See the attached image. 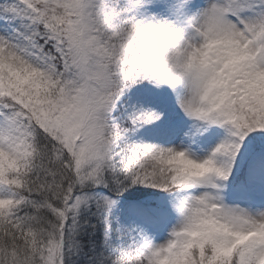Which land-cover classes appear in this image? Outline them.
I'll list each match as a JSON object with an SVG mask.
<instances>
[{
  "label": "snow or ice",
  "instance_id": "snow-or-ice-1",
  "mask_svg": "<svg viewBox=\"0 0 264 264\" xmlns=\"http://www.w3.org/2000/svg\"><path fill=\"white\" fill-rule=\"evenodd\" d=\"M0 264H264V0H0Z\"/></svg>",
  "mask_w": 264,
  "mask_h": 264
}]
</instances>
